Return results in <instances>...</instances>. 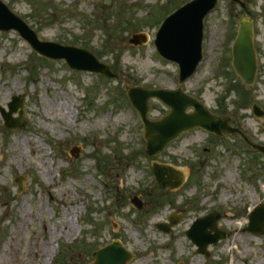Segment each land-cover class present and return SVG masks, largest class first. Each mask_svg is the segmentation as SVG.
<instances>
[{
	"label": "rangeland",
	"instance_id": "rangeland-1",
	"mask_svg": "<svg viewBox=\"0 0 264 264\" xmlns=\"http://www.w3.org/2000/svg\"><path fill=\"white\" fill-rule=\"evenodd\" d=\"M182 1L1 0L39 39L86 47L119 79L73 72L64 60L37 55L15 31H0V107L7 110L13 95H24L23 127L4 128L0 114V264H86L91 250L116 238L134 254L128 264H264V233L242 231L249 209L264 203V155L253 158L256 151L244 141L264 145L262 119L250 110L253 103L264 110V0H242L257 57L245 101L241 81L224 63L246 15L238 4L218 0L207 14L201 62L183 84L177 64L158 56L153 38L159 23L151 17ZM135 33L145 34L146 42L129 43ZM232 78L237 81L228 95ZM126 85L180 86L210 113L228 116L241 134L218 137L192 128L150 158ZM149 107L151 119L168 111L156 98ZM73 146L80 147L77 157L69 153ZM152 161L182 166L186 181L177 190L159 188ZM134 196L142 208L131 205ZM176 209L184 218L170 234L154 228ZM208 210L225 214L218 225L228 236L209 246L206 259L184 230Z\"/></svg>",
	"mask_w": 264,
	"mask_h": 264
},
{
	"label": "water",
	"instance_id": "water-1",
	"mask_svg": "<svg viewBox=\"0 0 264 264\" xmlns=\"http://www.w3.org/2000/svg\"><path fill=\"white\" fill-rule=\"evenodd\" d=\"M239 2L240 0H230ZM217 0H192L184 4L183 7L173 11L165 18L156 34V47L163 57L179 64V82L190 76L201 57L202 22L207 12L217 3ZM236 38L232 43V65L237 75L243 83L250 85L253 83L256 71V57L254 46L252 45V24L248 17L242 18L239 23ZM14 29L27 41L28 44L39 54L52 58H64L67 65L72 69L90 70L100 72L107 77L116 78L115 75L103 63H100L94 54L88 49L77 46H65L55 42L39 40L33 30L24 23L17 15L12 13L6 5L0 2V30L6 31ZM133 44H141L145 41L143 34H134L130 40ZM158 97L165 105L170 107L167 115L156 121L146 118L148 111L147 101L151 97ZM131 103L137 108L144 126V138L146 141V152L149 156H156L168 144L169 141L178 137L180 132L189 130L192 127H204L209 132L221 134L223 131L233 132L235 128L227 125V118H219L210 114L206 108L190 96L183 94L179 88L154 89L132 87L127 92ZM22 95L13 96L9 102V111L2 108L3 125L10 129L23 126L22 120ZM193 107L189 114L185 109ZM17 111L19 117H12V112ZM252 111L257 116L264 117V111L256 104L252 106ZM264 125V123H263ZM264 153V146L254 145ZM77 156L78 148L70 150ZM152 173L157 184L161 188L167 186L178 188L184 180V175L175 167L168 164L153 163ZM19 184L21 177L15 179ZM137 207L141 205L138 199L132 201ZM217 213H208L203 217H198L193 224L185 231L186 236L196 245V253L203 254L205 258L209 255L207 246H215L219 239H225V234L217 227ZM180 217H169V224H156L158 230L171 231L172 225L180 221ZM248 224L245 230L255 235H260L264 229V204L257 206L248 216ZM94 261L88 264H126L133 256L116 239L105 247L98 248L91 253ZM178 264H183L182 262Z\"/></svg>",
	"mask_w": 264,
	"mask_h": 264
}]
</instances>
